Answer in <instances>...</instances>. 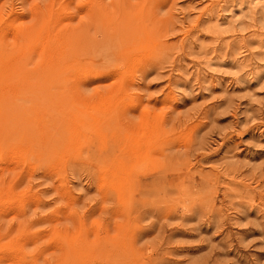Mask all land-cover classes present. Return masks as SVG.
I'll list each match as a JSON object with an SVG mask.
<instances>
[{
  "label": "rangeland",
  "instance_id": "obj_1",
  "mask_svg": "<svg viewBox=\"0 0 264 264\" xmlns=\"http://www.w3.org/2000/svg\"><path fill=\"white\" fill-rule=\"evenodd\" d=\"M0 264H264V0H0Z\"/></svg>",
  "mask_w": 264,
  "mask_h": 264
},
{
  "label": "bare ground",
  "instance_id": "obj_2",
  "mask_svg": "<svg viewBox=\"0 0 264 264\" xmlns=\"http://www.w3.org/2000/svg\"><path fill=\"white\" fill-rule=\"evenodd\" d=\"M95 8V7H94ZM91 20H93L95 22V19L94 18H90ZM89 21V20H88ZM88 21L85 22L88 23ZM93 22V23H94ZM91 28V27H90ZM100 33H101V36L104 37V39L106 38H109L112 34H108L106 36V29L105 27L100 29ZM115 33H118V24L115 25ZM50 38V37H49ZM69 38V36H68ZM90 39V38H89ZM105 39V40H106ZM90 42V41H89ZM67 46H69L68 44H72V46L74 47V45H77V44H80L78 47L81 48L82 50H90V48L88 47V41H87V38L83 36V33L82 31H74L72 33V36H70V38L68 39V43H66ZM90 44H92V41L90 42ZM83 45V46H82ZM55 54V53H54ZM84 54V53H83Z\"/></svg>",
  "mask_w": 264,
  "mask_h": 264
}]
</instances>
